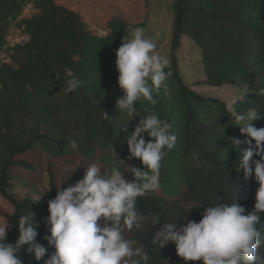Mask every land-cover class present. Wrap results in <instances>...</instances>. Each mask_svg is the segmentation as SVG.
I'll return each mask as SVG.
<instances>
[{
    "label": "trees",
    "instance_id": "trees-1",
    "mask_svg": "<svg viewBox=\"0 0 264 264\" xmlns=\"http://www.w3.org/2000/svg\"><path fill=\"white\" fill-rule=\"evenodd\" d=\"M143 1L141 22L130 24L123 18H113L107 22L106 34L101 35L87 27L78 11L60 5L58 0H34L37 14L20 24L30 39L7 50L10 62H4L1 54L7 22L17 17L22 5L19 0H0V196L13 210L10 215L0 211L10 227L6 243L15 244L18 219L31 212L39 224L37 241L47 248L44 220L49 214L48 201L56 196L57 188L61 184V188L73 186L91 163L101 164V175L105 176L113 161H119L118 153H129L125 133L115 125L116 101L123 95L117 83L115 53L130 29L147 25L150 4ZM173 10L171 66L165 69L171 75L165 83L179 110L176 143L184 155L181 171L185 187L170 202L150 194L138 198L137 209L147 220L141 229L126 230L125 237L148 254V264H185L176 254L174 243L160 248L152 244L160 228L153 225L154 218L161 224L177 221L178 226L187 220L198 222L204 206L214 204L217 197L227 203L236 200L246 211H252L259 187L254 176L245 178L243 170L236 169L240 153L233 148L232 140L245 141L241 149L249 144L234 125L227 105L188 89L179 75L177 53L184 38L192 39L203 53L208 85L244 88L246 93L234 104V110L256 109L264 117V95H260V89H264V0H176ZM65 68H71L85 82L69 94L64 91L68 79ZM160 94H165L163 88ZM155 98L161 103L160 95ZM147 104L140 100L135 105L141 119L146 117ZM206 110L217 119L210 122L203 118ZM103 111L111 118L103 119ZM159 117L173 125L170 116L160 113ZM138 123H127L128 131ZM253 124L264 127V118ZM72 140L77 141L75 149ZM73 165L78 168L67 173ZM45 176L47 201L18 200L10 193L15 180L30 179L34 187ZM261 221L258 227L264 239V214ZM52 251L48 248L49 253ZM258 252L254 264H264V248ZM18 255L24 264H43L47 259L46 254L36 261L26 245Z\"/></svg>",
    "mask_w": 264,
    "mask_h": 264
},
{
    "label": "clouds",
    "instance_id": "clouds-1",
    "mask_svg": "<svg viewBox=\"0 0 264 264\" xmlns=\"http://www.w3.org/2000/svg\"><path fill=\"white\" fill-rule=\"evenodd\" d=\"M156 48L157 44L145 37L144 29L137 27L131 39H123L115 53L117 83L123 91L116 108L128 117L119 131L125 133L128 159H138L143 167L127 165L125 169L133 177L129 180L121 168L113 167L102 176L103 167L91 163L74 186L61 188V184L56 196L48 201L49 214L44 220L48 230L44 236L47 248L37 241L39 224L34 222L31 212L19 217V237L15 244L6 243L10 228L7 221L0 224V264H24L18 253L25 245L36 261L47 254L43 264H148V254L141 247H134L135 242L125 237V231L144 227L147 217L137 209L138 198L160 188L162 160L175 148L177 135L172 131V124L154 111L140 118L131 132L126 122L137 116L135 105L138 101L156 105L155 97L160 95L162 88L168 94L165 82L171 72L165 69L169 60L159 55ZM65 74L68 78L65 94L84 85L71 68H65ZM260 95H264V89H260ZM232 117L249 144L247 149H241L245 141L232 140L233 148L240 153L236 169L238 172L242 169L245 178L254 176L259 184L254 208L246 211L236 200L227 203L217 197L214 204L204 206L198 222L186 217L183 220L187 223L178 226L177 221L161 224L154 218L153 225H160V228L152 244L160 248L174 243L176 254L185 264L189 261L254 264L259 257L258 250L264 248L258 227L262 223L261 214H264V127L257 128L253 124L264 117L251 108L242 112L234 110ZM109 118L103 111V119ZM70 143L72 148H77L76 140ZM48 248L54 251L49 253Z\"/></svg>",
    "mask_w": 264,
    "mask_h": 264
},
{
    "label": "rangeland",
    "instance_id": "rangeland-1",
    "mask_svg": "<svg viewBox=\"0 0 264 264\" xmlns=\"http://www.w3.org/2000/svg\"><path fill=\"white\" fill-rule=\"evenodd\" d=\"M175 1L176 0H149V20L145 28H143L145 37L152 39L157 44L156 52L169 60V64L166 68L171 66V39L174 27L173 4ZM19 2L22 5V10L16 18L11 17L6 26L5 45L1 54L4 62H10V59L7 56V50L23 45L29 41V36L23 32L20 24L23 20L30 19L37 14L34 0H19ZM58 3L62 6L78 11L83 17L87 27L101 35L106 34L107 22L113 18L120 17L130 24H137L142 21L145 11L143 0H58ZM133 31L134 29L128 31L127 39H131V33ZM177 58L179 75L188 89L205 99L212 98L225 103L227 105V111L232 116L234 104L243 97L246 90L231 85H224L219 88L209 86L205 74L203 53L192 39L187 37L184 38L182 48L177 53ZM159 99L161 101L159 104L151 105L148 103L144 106L146 109V116L153 111L159 116L160 113L170 116L173 122L172 127H175L173 132L177 135L178 139V130H180L177 117L179 113L178 106L175 105L176 103L173 100V97L169 94H160ZM61 101L64 102L63 98ZM115 114V125L116 128H119L128 117L121 114L118 109ZM202 117L210 122L217 119L216 114H211L208 110L203 112ZM137 120L139 121L140 117L134 116L131 121L126 123H135L138 122ZM128 156L129 153H118L117 158L119 161L117 162V160H114L110 168H121L125 177L132 179V175L127 169H125L127 165L137 168H142L143 165L138 159L129 160ZM183 163V152L176 143L175 148L162 160L160 188L157 191L148 194L160 201L170 202L178 193L182 192L185 187L181 171ZM99 166H101V164H99ZM77 168L78 166L73 165L68 168L67 173H72ZM84 168L86 170V166ZM42 175L43 174H41V176ZM29 180L30 179L13 181V187L10 190V193L18 200L30 198L34 202L47 201L49 195L48 177L45 176L39 179L38 182L40 183L36 184L34 187L30 186L31 182ZM0 211L9 215L12 214L13 211L10 205L1 196ZM6 221L7 220L0 215V224L5 223ZM7 223L9 224L8 221Z\"/></svg>",
    "mask_w": 264,
    "mask_h": 264
}]
</instances>
